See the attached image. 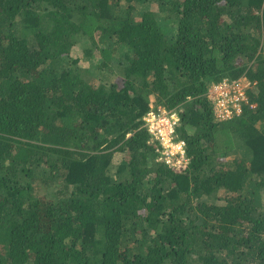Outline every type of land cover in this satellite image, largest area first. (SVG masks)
Here are the masks:
<instances>
[{"label":"trees","instance_id":"trees-1","mask_svg":"<svg viewBox=\"0 0 264 264\" xmlns=\"http://www.w3.org/2000/svg\"><path fill=\"white\" fill-rule=\"evenodd\" d=\"M0 264H264V0H0Z\"/></svg>","mask_w":264,"mask_h":264},{"label":"built area","instance_id":"built-area-1","mask_svg":"<svg viewBox=\"0 0 264 264\" xmlns=\"http://www.w3.org/2000/svg\"><path fill=\"white\" fill-rule=\"evenodd\" d=\"M249 83L239 79L231 83L213 85L208 90V97L213 105L217 120H225L241 112V103L246 101L245 89ZM178 113L164 109L151 110L144 117V128L150 137V142L157 141L155 161L166 164L176 170H184L188 165L185 156L186 143L175 140V126L178 123Z\"/></svg>","mask_w":264,"mask_h":264},{"label":"rangeland","instance_id":"rangeland-1","mask_svg":"<svg viewBox=\"0 0 264 264\" xmlns=\"http://www.w3.org/2000/svg\"><path fill=\"white\" fill-rule=\"evenodd\" d=\"M147 5L145 6H139L138 9L139 11L142 10V11H147V10H153L152 7H149L148 6L146 7ZM139 16V12L136 13V17ZM95 34H93L91 37H88V36H85V37H82L79 41V43L72 48L71 50V53H70V56L72 58H83V52L82 50L84 49V47H90V44H93V43H96V40L94 38ZM84 64V63H83Z\"/></svg>","mask_w":264,"mask_h":264},{"label":"clouds","instance_id":"clouds-1","mask_svg":"<svg viewBox=\"0 0 264 264\" xmlns=\"http://www.w3.org/2000/svg\"><path fill=\"white\" fill-rule=\"evenodd\" d=\"M245 81H246V80H245ZM247 82H248V81H247ZM248 83H249V86H248L247 88H251L252 86L250 85V82H248ZM242 103H243V104H244V103H247V98H246V101H244V102H242ZM212 108H213V106H212ZM240 113H241V112H240ZM240 113H239V114H240ZM216 120H217V119H216Z\"/></svg>","mask_w":264,"mask_h":264}]
</instances>
